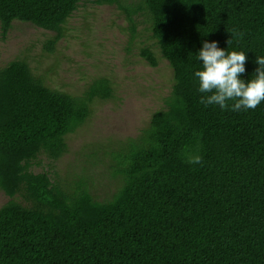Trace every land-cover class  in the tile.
<instances>
[{
    "label": "trees",
    "instance_id": "16d2710c",
    "mask_svg": "<svg viewBox=\"0 0 264 264\" xmlns=\"http://www.w3.org/2000/svg\"><path fill=\"white\" fill-rule=\"evenodd\" d=\"M80 3L115 5L132 35L135 16L172 69L164 108L113 155L116 191L96 200L78 183L71 192L47 172L65 136L88 117L94 98L112 95L110 80L82 97L52 89L28 63L0 68V264H264V102L254 110L204 107L193 73L204 40L246 52L245 73L264 57V0H0V32L13 21L55 32ZM139 55L156 67L150 47ZM188 153L202 164L185 162Z\"/></svg>",
    "mask_w": 264,
    "mask_h": 264
},
{
    "label": "rangeland",
    "instance_id": "374dc122",
    "mask_svg": "<svg viewBox=\"0 0 264 264\" xmlns=\"http://www.w3.org/2000/svg\"><path fill=\"white\" fill-rule=\"evenodd\" d=\"M135 22L132 35L115 5L80 3L51 51L53 31L13 21L4 36L0 32V68L24 60L45 85L75 97H82L97 78L110 80L112 95L90 102L88 117L65 136L66 151L56 160L42 154L30 168L47 172L66 191L84 183L94 199H108L120 184L113 155L147 126L154 111L164 108L171 92L172 69L150 37L146 17L135 16ZM143 46L154 52L156 67L140 57ZM8 200L0 190V207Z\"/></svg>",
    "mask_w": 264,
    "mask_h": 264
},
{
    "label": "clouds",
    "instance_id": "9594fccd",
    "mask_svg": "<svg viewBox=\"0 0 264 264\" xmlns=\"http://www.w3.org/2000/svg\"><path fill=\"white\" fill-rule=\"evenodd\" d=\"M201 67L194 71L200 103L205 108L218 106L222 111L254 110L264 102V57L256 56L254 75L241 78L245 73L246 52L221 48L217 41L204 40L195 52ZM185 162L202 164V157L188 153Z\"/></svg>",
    "mask_w": 264,
    "mask_h": 264
}]
</instances>
